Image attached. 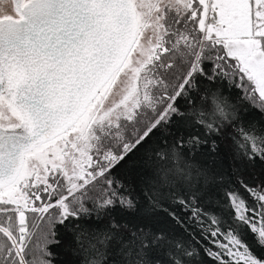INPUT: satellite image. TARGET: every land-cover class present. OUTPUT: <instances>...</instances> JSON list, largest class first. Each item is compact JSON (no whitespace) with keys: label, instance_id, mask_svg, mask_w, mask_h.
<instances>
[{"label":"snow or ice","instance_id":"obj_1","mask_svg":"<svg viewBox=\"0 0 264 264\" xmlns=\"http://www.w3.org/2000/svg\"><path fill=\"white\" fill-rule=\"evenodd\" d=\"M0 264H264V0H0Z\"/></svg>","mask_w":264,"mask_h":264},{"label":"trees","instance_id":"obj_2","mask_svg":"<svg viewBox=\"0 0 264 264\" xmlns=\"http://www.w3.org/2000/svg\"><path fill=\"white\" fill-rule=\"evenodd\" d=\"M224 163H225L226 168H230L232 166V161H231L230 157H228V156H225Z\"/></svg>","mask_w":264,"mask_h":264}]
</instances>
